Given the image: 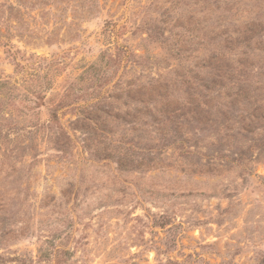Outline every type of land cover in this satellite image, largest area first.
I'll use <instances>...</instances> for the list:
<instances>
[{
    "label": "rangeland",
    "instance_id": "rangeland-1",
    "mask_svg": "<svg viewBox=\"0 0 264 264\" xmlns=\"http://www.w3.org/2000/svg\"><path fill=\"white\" fill-rule=\"evenodd\" d=\"M0 264H264V0H0Z\"/></svg>",
    "mask_w": 264,
    "mask_h": 264
},
{
    "label": "trees",
    "instance_id": "trees-1",
    "mask_svg": "<svg viewBox=\"0 0 264 264\" xmlns=\"http://www.w3.org/2000/svg\"><path fill=\"white\" fill-rule=\"evenodd\" d=\"M20 1V0H19Z\"/></svg>",
    "mask_w": 264,
    "mask_h": 264
}]
</instances>
